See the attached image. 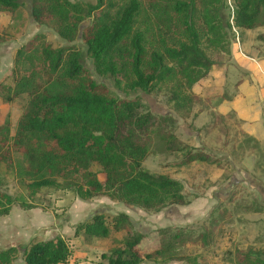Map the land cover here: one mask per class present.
<instances>
[{"label":"trees","instance_id":"16d2710c","mask_svg":"<svg viewBox=\"0 0 264 264\" xmlns=\"http://www.w3.org/2000/svg\"><path fill=\"white\" fill-rule=\"evenodd\" d=\"M18 7V0H0V12L13 13ZM29 14L66 44L52 46L44 32L33 34L15 48L10 75L0 78V101L24 96L13 133L7 117L0 122V167H14L15 180L27 194L13 197L0 190V216L13 205L32 208L30 198L47 187L71 191L84 201L105 196L148 213L188 204L180 181L142 166L152 132L166 151L181 155L179 165L203 162L230 169L228 160L221 162L177 139L168 127L173 119L155 115L139 98H120L92 80L73 41L79 32L94 72L111 76L117 89L148 93L163 88L173 112L184 118L196 99L192 86L229 54L230 32L264 27V0H30ZM89 16L92 20L78 31ZM256 38L264 40L263 33ZM5 40L0 30V43ZM250 176L264 186L260 176ZM4 183L0 175V186ZM243 207L264 213L258 200ZM214 210L217 217L209 215L208 227L197 233L187 226L157 228V242L146 249L144 234L124 212H95L76 223L73 234H123L93 264H216L214 258L264 264L263 249H240L232 241L224 248L216 246L222 234L213 227L230 215L224 203ZM259 240L264 242V231ZM71 255L68 237H32L1 248L0 264H65Z\"/></svg>","mask_w":264,"mask_h":264},{"label":"rangeland","instance_id":"374dc122","mask_svg":"<svg viewBox=\"0 0 264 264\" xmlns=\"http://www.w3.org/2000/svg\"><path fill=\"white\" fill-rule=\"evenodd\" d=\"M18 2L19 7L13 13L0 12V30L6 33V40L0 43V78L10 75L15 48L33 34L44 32L52 46L66 44L52 32L49 25H37L33 22L29 14L30 0ZM228 12L229 8L225 10L226 14ZM91 20V16L85 18L79 24L78 31ZM259 33L264 35V27L240 33L234 30L230 32L229 54L224 56L222 64L213 65L206 76L192 86L196 99L189 115L183 118L173 112L163 88L159 87L148 93L140 90L121 91L114 86L111 76L96 74L85 54L78 32L73 42L78 47L80 61L92 80L102 83L120 98H139L144 109L155 115L173 119V122L170 119L166 123L170 121L168 127L177 139L194 149L218 157L221 162L228 160L230 169L203 162L179 165L177 162L181 155L166 151L156 132H152L147 142L148 154L142 161V166L151 173L165 174L180 181L184 193L190 198L189 204L193 203L188 209L178 211L177 208L181 206L172 204L158 212L148 213L101 195L84 201L71 191L41 188L30 198L34 205L32 208H35L34 213H38L41 220H46L47 215L51 214L59 228L57 233L43 228L37 238L44 240L56 235L68 237L72 255L65 264H93L99 259V253L109 252L123 234L111 231L105 238L87 237L80 232L73 234L74 225L87 219L89 214L127 213L133 228L144 234L142 247L146 249L157 242V228L187 226L194 233L202 226L207 228L209 215L217 217L214 207L224 203L230 218L219 221L220 225L213 227L214 232L219 229L216 234L219 231L222 234L216 246L224 248L232 241L240 249L264 250V242L259 240L264 231V213L251 212L243 207L253 200H258L264 206V190L252 187V180L249 179L250 174H253L264 180V40L256 38ZM250 57L258 63L250 61ZM23 104L24 96L9 103L0 101V122L7 117L11 133ZM14 159L19 161V155L14 154ZM13 170L14 167H0V175L5 181L0 190L13 197L26 198V191L15 180ZM228 197H233L231 202L227 201ZM203 203H208V208L201 213L199 209ZM69 222L76 223L71 225ZM210 259L207 254V262ZM214 259L216 264H229L227 261ZM169 264L180 262L172 261Z\"/></svg>","mask_w":264,"mask_h":264},{"label":"crops","instance_id":"0c3cea01","mask_svg":"<svg viewBox=\"0 0 264 264\" xmlns=\"http://www.w3.org/2000/svg\"><path fill=\"white\" fill-rule=\"evenodd\" d=\"M249 59L254 63L253 60L255 59L253 57H250ZM249 179L252 180V183L250 184L252 187L254 186L258 189L264 190V186L262 185L261 181H256L250 177ZM192 204L193 203L179 205L182 208L179 207L177 208V210L178 211L183 209L186 210ZM207 204L208 203L202 204L201 208L199 209L201 213L202 211L208 208ZM34 210L35 208L20 209L18 206L13 205L11 206L9 212L6 215L0 216V249L15 242L25 243L30 238L41 235L43 228L44 230L47 229L48 231L51 230V232L57 233L59 227L55 218L51 214H49L47 215L46 220H41L38 218L39 217V215H37L38 213L37 214L34 213ZM95 211H100V210H95ZM89 216L90 214L87 215L86 218H88ZM74 223L69 222V224L71 225ZM48 238L51 237H47L45 239ZM140 264H144V262H141Z\"/></svg>","mask_w":264,"mask_h":264}]
</instances>
